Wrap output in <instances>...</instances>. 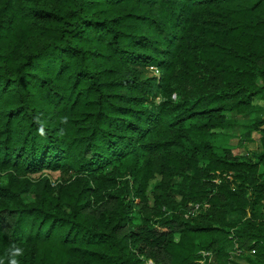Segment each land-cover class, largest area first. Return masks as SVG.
I'll return each instance as SVG.
<instances>
[{"label":"trees","instance_id":"1","mask_svg":"<svg viewBox=\"0 0 264 264\" xmlns=\"http://www.w3.org/2000/svg\"><path fill=\"white\" fill-rule=\"evenodd\" d=\"M262 100L264 0H0V264H264Z\"/></svg>","mask_w":264,"mask_h":264},{"label":"rangeland","instance_id":"2","mask_svg":"<svg viewBox=\"0 0 264 264\" xmlns=\"http://www.w3.org/2000/svg\"><path fill=\"white\" fill-rule=\"evenodd\" d=\"M143 74H144V77H147V76L157 75L158 71L154 67H146L143 69ZM259 103L264 108V101L263 100L259 101ZM259 116L264 118V110L259 113ZM233 117L237 118L238 124L228 129V134L226 135V141L235 147V151L245 150V149L255 150L257 148V136L258 135L256 133H253L252 137L247 139L243 135L244 130L241 127V125H243L244 123L249 122L253 118V115H248V116L246 115L243 117H237V116H233ZM42 173L45 174L46 176H48L53 181H55L58 178L60 179L62 176L67 177L66 173L63 174V173H60L59 171L44 170ZM40 175H41L40 173H36V174H32L30 177L37 178ZM159 179H160V177L156 176V178L153 179L149 183L147 195H148L150 205L153 202L152 189H153L154 185L159 181ZM31 196L32 195H30V194L24 195V198L26 200H30ZM222 259L223 258H221V257L214 258L212 256L211 260L212 261L215 260L216 262H222L223 261ZM147 262L149 264V262H152V261L147 260ZM237 262L240 264H247L246 260L243 258H237Z\"/></svg>","mask_w":264,"mask_h":264},{"label":"clouds","instance_id":"3","mask_svg":"<svg viewBox=\"0 0 264 264\" xmlns=\"http://www.w3.org/2000/svg\"><path fill=\"white\" fill-rule=\"evenodd\" d=\"M22 254H23L22 249L15 248L14 255L19 256V255H22ZM10 264H18V261L16 259H12L11 262H10Z\"/></svg>","mask_w":264,"mask_h":264},{"label":"built area","instance_id":"4","mask_svg":"<svg viewBox=\"0 0 264 264\" xmlns=\"http://www.w3.org/2000/svg\"><path fill=\"white\" fill-rule=\"evenodd\" d=\"M190 206H194L195 208H198V204H194V205H190ZM204 255H207L208 253L204 252ZM211 259V257H209V260ZM149 264H152L151 262H149Z\"/></svg>","mask_w":264,"mask_h":264}]
</instances>
